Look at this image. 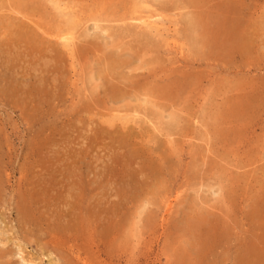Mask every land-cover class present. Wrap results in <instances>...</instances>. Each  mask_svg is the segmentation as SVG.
Returning <instances> with one entry per match:
<instances>
[{
    "label": "rangeland",
    "instance_id": "obj_1",
    "mask_svg": "<svg viewBox=\"0 0 264 264\" xmlns=\"http://www.w3.org/2000/svg\"><path fill=\"white\" fill-rule=\"evenodd\" d=\"M1 1L11 264H264V0Z\"/></svg>",
    "mask_w": 264,
    "mask_h": 264
},
{
    "label": "bare ground",
    "instance_id": "obj_2",
    "mask_svg": "<svg viewBox=\"0 0 264 264\" xmlns=\"http://www.w3.org/2000/svg\"><path fill=\"white\" fill-rule=\"evenodd\" d=\"M0 1H1V0H0ZM2 1H4V0H2ZM2 1H1V2H2ZM5 1H6V0H5ZM11 1H12V0H11ZM11 1H7V2H11ZM22 1H23V0H22ZM26 1H27V0H26ZM39 1H40V0H39ZM41 1H42V0H41ZM41 1L38 2V3H39V4L42 3ZM7 2H6V3H7ZM13 2H14V0H13ZM24 2H25V1H24ZM28 2H29V1H28ZM30 2H31V1H30ZM34 2H35V1H34ZM49 2H50V0H49ZM49 2H48V3H49ZM2 3H4V2H2ZM25 3H26V2H25ZM25 3H24V5H25ZM38 3H37V4H38ZM44 3H45V5H46L47 2L45 1ZM52 3H54V2H52ZM57 3H58V2H57ZM131 3H132V2H131ZM0 4H1V3H0ZM9 4H10V3H9ZM11 4H12V2H11ZM11 4H10V6H11ZM16 4H17V3H16V1H15V5H16ZM27 4H28V3H27ZM32 4H33V3H32ZM54 4H55V3H54ZM5 5L8 6V8L10 9V7H9L8 4H5ZM5 5H4V6H5ZM18 5H19V4H18ZM34 5H35V4H34ZM45 5H44V6H45ZM47 5H48V4H47ZM6 6H5L4 8H6ZM13 6H14V5H13ZM22 6H23V5H22ZM28 6H29V4H28ZM35 6H36V5H35ZM38 6H39V5H38ZM44 6H43V4H42V7H44ZM50 6H51V5H50ZM52 6H53V5H52ZM61 6H62V5H61ZM25 7H26V6H25ZM46 7H47V6H45V9H46V11H47V8H46ZM54 7H55V6H54ZM0 8H2V7L0 6ZM17 8H19V7H17ZM48 8H49V6H48ZM11 9H12V8H11ZM11 9H10V10H11ZM19 9H20V8H19ZM45 9H44V10H45ZM49 9H50V8H49ZM2 10H3V8H2ZM2 10H1V11H2ZM4 10H5V9H4ZM10 10H9V11L6 10L5 13H7V12L10 13V12H11ZM15 10H16V9H15ZM22 10L24 11V8H23ZM37 10H38V9H37ZM50 10H51V9H50ZM54 10H55V9H54ZM56 11H58V10H56ZM3 12H4V11H3ZM3 12H2V13L0 12V13L3 14ZM47 12H48V11H47ZM51 12H52V11H51ZM53 12H55V11H53ZM9 13H7V14H9ZM12 13H13V12H12ZM43 13H44V12H43ZM10 14H11V13H10ZM17 14H18V12H17ZM26 14H28V13H26ZM49 14H50V13H49ZM11 15H12V14H11ZM11 15H10V17H11ZM13 15H14V14H13ZM13 15H12V16H13ZM36 15H37V13H36ZM58 15H59V14H58ZM8 16H9V15H8ZM18 16H19V15H18ZM18 16H17V18H18ZM23 16L25 17V13L23 14ZM31 16H32V15H31ZM61 16H62V15H61ZM61 16H60V18H61L62 20L65 19L64 16H63V18H62ZM1 17H2V16L0 15V18H1ZM4 17H6V16H3L2 18L4 19ZM20 17H21V16H20ZM26 17H27V16H26ZM28 17H29V16H28ZM28 17H27V18H28ZM2 18H1V19H2ZM14 18H15V17H14ZM22 18H23V17H22ZM57 18H58V17H57ZM140 18H141V17H140ZM142 18H143V17H142ZM142 18H141V19H142ZM73 19H74V18H73ZM133 19H134V18H133ZM135 19H136V18H135ZM6 20H7V19H6ZM59 20H60V19H59ZM2 21H3V20H2ZM13 21H15V20L12 19V22H13ZM26 21H28V19H26ZM63 21H64V20H63ZM65 21H66V20H65ZM195 21H196V20H195ZM4 22H5V21H4ZM4 22H3V23H4ZM15 22H17V20H16ZM19 22H20V21H19ZM23 22H25V20H24ZM142 22H143V21H142ZM147 22H148V21H147ZM28 23H29V22H28ZM133 23H134V22H133ZM148 23H149V22H148ZM197 23H198V22H197ZM5 24H6V23H5ZM5 24H4V25H5ZM24 24H26V23H24ZM142 24H143V23H142ZM152 24H153V23H152ZM6 25H7V24H6ZM63 25H64V23H63ZM67 25H68V24H67ZM134 25H136V24H134ZM137 25H138V24H137ZM145 25H146V24H145ZM1 26L4 28L3 25H1ZM1 26H0V27H1ZM138 27H139V26H138ZM13 28H14V27H13ZM130 28H131V27H130ZM4 29H5V28H4ZM4 29H3V30H4ZM9 29H10V28H9ZM3 30H2V31H3ZM128 30H129V28H128ZM133 30H134V29H133ZM133 30H131V31H133ZM0 31H1V30H0ZM31 31H32V29H31ZM16 32H17V31H16ZM129 32H130V31H129ZM147 33H148V32H147ZM15 34H16V33H15ZM36 34H37V33H36ZM36 34H35V36H36ZM144 34H145V33H144ZM144 34H143V35H144ZM148 34H149V33H148ZM5 35H6V34H4V36H5ZM31 35H33V34H30V37H31ZM19 36H20V35H19ZM21 36H22V35H21ZM37 37H38V36H37ZM39 37H40V35H39ZM39 37H38V38H39ZM49 37H51V36H49ZM0 38H1V36H0ZM7 38H9V37H7ZM17 38H19V37H17ZM21 38H23V37H21ZM21 38H19V39H21ZM33 38H34V37H33ZM40 38H41V37H40ZM47 38H48V37H47ZM139 38H140V37H139ZM2 39H5V38H2ZM41 39H42V38H41ZM41 39H39V40H41ZM149 39H151V38H149ZM10 40H12V39L10 38ZM26 40H27V39H26ZM5 41H6V40H5ZM14 41H15V40H14ZM14 41H13L12 43H14ZM19 41H21V40H18L17 42H19ZM139 41H141V40H139ZM149 41H150V40H149ZM149 41H148V42H149ZM1 42H2V41H1ZM7 42H8V40H7ZM15 42H16V41H15ZM40 42H41V41H40ZM46 42H47V41H46ZM51 42H52V41H51ZM143 42H144V41H143ZM2 43H3V42H2ZM5 43H6V42H5ZM9 43H11V42H9ZM23 43H25V42H23ZM6 44H7V43H6ZM26 44H28V43H25V45H26ZM55 44H56V43H55ZM150 44H152V43H150ZM30 45H32V44H30ZM35 45H36V43H35ZM35 45H34V46H35ZM7 46L9 47V45H7ZM12 46H14V45H12ZM36 46H37V45H36ZM1 47H2V46H1ZM8 47H7V48H8ZM18 47H19V45L17 46V49H18ZM20 47H21V46H20ZM28 47H30V46H28ZM32 47H33V46H32ZM37 47H38V46H37ZM4 48H5V46H4ZM11 48H12V47H10V49H11ZM22 48H23V47H22ZM52 48H53V47H52ZM52 48H51V49H52ZM137 48H138V47H137ZM34 49H35V48H34ZM6 50H7V49H6ZM6 50H5V51H6ZM29 50H31V49H29ZM2 51H3V50H2ZM9 51H10V50H9ZM21 51H22V50H21ZM24 51H25V50H23V52H24ZM31 51H32V50H31ZM27 52L29 53L28 50H27ZM27 52H26V54H28ZM52 52H53V51H52ZM5 53H8V51H6ZM56 53H57V52H56ZM2 54H3V52H2ZM29 54H30V53H29ZM54 54H55V53H53V56H56V57H57V55H54ZM24 55H25V52H24ZM58 55H59V54H58ZM51 56H52V55H51ZM0 57H1V56H0ZM52 58H53V57H52ZM57 58H58V57H57ZM7 59H8V58H7ZM7 59L5 58V60H7ZM14 59L16 60V58H14ZM2 61H3V60H2ZM7 61H8V60H7ZM10 61H11V60H10ZM12 61H13V60H12ZM4 62H5V61H4ZM1 63H2V62H1ZM7 63H10V62H7ZM10 64H11V63H10ZM2 65H3V63H2ZM3 66H4V65H3ZM14 66H16V65L14 64ZM0 67H1V66H0ZM10 67H11V66H10ZM2 69H3V68H2ZM5 69H8V68H5V67H4V70H3V71H5ZM11 69H12V68H11ZM14 72H15V71H14ZM4 73H5V72H4ZM104 75H105V74H104ZM15 76H16V75H15ZM10 77H12V76L10 75ZM0 78H1V76H0ZM15 78H16V77H15ZM5 79H6V78H5ZM11 79H12V78H11ZM0 80H2V79H0ZM5 81H8V80L6 79ZM18 81H19V80H18ZM13 82H14V81H13ZM3 83H4V82H3ZM5 83H6V82H5ZM14 83H15V82H14ZM0 84H1V83H0ZM15 84H16V83H15ZM8 85H10V84H8ZM19 85H21V83H19ZM0 86H1V85H0ZM2 87H4V86H2ZM5 87H6V85H5ZM9 87H10V86H9ZM109 87H110V85H109ZM6 88L8 89V87H6ZM11 88H12V86L10 87V89H11ZM17 88H18V87H17ZM21 88H22V87H21ZM23 88H24V87H23ZM29 88H30V87H29ZM7 89H6V90H7ZM14 89H15V88H13V91H14ZM36 89H37V88H36ZM38 89H39V88H38ZM23 90H24V89H23ZM28 90H29V89H28ZM32 90H33V89H32ZM32 90H31V91H32ZM34 90H35V89H34ZM39 90H40V89H39ZM39 90H37V91L39 92ZM4 91H5V90H3V92H4ZM17 91H18V90H17ZM24 91H25V90H24ZM24 91H23V92H24ZM34 92H35V91H34ZM12 93H13V92H12ZM18 93H19V92H18ZM31 93H32V92H31ZM4 94H5V93H4ZM8 94H9V93H8ZM21 94H22V93H21ZM27 94H29V93H27ZM123 94H124V93H123ZM1 95H2V94H1ZM10 95H11V94H10ZM147 95H148V94H147ZM5 96H6V94H5ZM8 96H9V95H8ZM14 96H15V95H14ZM119 96H120V95H119ZM121 96H122V95H121ZM6 97H7V96H6ZM10 97H11V96H10ZM25 97H26V96H25ZM12 98H13V97H12ZM19 98H20V97H19ZM26 98H27V97H26ZM29 98H30V97H29ZM20 99H21V98H20ZM22 99H24V98H22ZM27 99H28V98H27ZM3 100H4V99H3ZM13 100H14V99H13ZM18 100H19V99H18ZM15 101H17V98H16ZM21 101L24 102L25 100H24V101L21 100ZM9 102H10V100H9ZM28 102H29V101H28ZM24 103H27V100H26ZM21 104H22V103H21ZM75 195H76V194H75ZM78 201H80V200H78ZM83 201H84V200H83ZM26 202H27V201H26ZM72 203H73V202H72ZM24 204H25V203H24ZM26 204H28V203H26ZM75 204H76V202H75ZM75 204H73V206H74ZM78 204H79V203H78ZM81 204H82V203H81ZM67 205H68V204H67ZM20 206H21V205H20ZM76 206H77V204H76ZM25 207H26V206H24L23 208H25ZM80 207H81V205H80ZM70 208H72L71 205H70ZM82 208H83V207H82ZM25 209H27V208H25ZM76 209H77V208H76ZM71 210H73V209H71ZM71 210H70V216H71V213H73V212H71ZM86 210H87V209H86ZM20 211H21V210H20ZM26 211H27V210H26ZM74 211H75V209H74ZM23 212H24V211H23ZM21 213H22V212H21ZM77 213H79V212H77ZM81 213H82V212H81ZM97 213H98V212H97ZM103 214H104V213H103ZM29 215H30V214H29ZM65 215H66V214H65ZM74 215H75V214H74ZM68 216H69V215H68ZM72 216H73V214H72ZM72 216H71V217H72ZM79 216H80V215H79ZM97 216H98V215H97ZM77 217H78V216H77ZM90 217H91V216H90ZM21 218H22V217H21ZM27 219H28V218L24 216L23 219H21V220H23L24 223H26L25 220L28 222ZM19 220H20V219H19ZM34 220H35V219H34ZM60 220H61L60 224H62V219H60ZM67 220H68V219H67ZM76 220H77V218H76ZM76 220H75V221H76ZM79 220H80V218H79ZM79 220H77V221H79ZM83 220H85V219H83ZM83 220H82V221H83ZM57 221H58V220H57ZM57 221H55V222L57 223ZM77 221H76V225H77V223H78ZM35 222H36V220H35ZM70 222H71V220H70ZM84 222H85V221H84ZM28 223H29V222H28ZM28 223H27V224H28ZM67 223H68V221H67ZM67 223L64 222V224H67ZM72 223H73V222H72ZM82 223H83V222H82ZM32 224H33V223H32ZM69 224H70V223H69ZM25 225H26V224H25ZM36 225H37V224H36ZM71 225L73 226V224H71ZM78 225H79V224H78ZM78 225H77V226H78ZM82 225H83V224H82ZM26 226H27V225H26ZM48 226H49V225H48ZM54 226H55V225H54ZM64 226H65V225H64ZM64 226H63L62 229L66 228L68 225H67L66 227H64ZM57 227H58V226H57ZM69 227H70V226H69ZM79 227H81V226H79ZM82 227H83V226H82ZM84 227H85V225H84ZM24 228H25V227H24ZM29 228H30V227H29ZM29 228H28V229H29ZM38 228H39V226H38ZM51 228H52V226H51ZM59 228H60V227H59ZM77 229H78V228H77ZM79 229H80V228H79ZM22 230H23V229H22ZM26 230H27V229H26ZM39 230H41V229L39 228ZM54 230H55V229H54ZM59 230H61V229H59ZM80 230H81V229H80ZM83 230H84V228H83ZM83 230H82V231H83ZM30 231H32V230H30ZM50 231H51V230H50ZM52 231H53V229H52ZM66 231H68V230H66ZM69 231H70V230H69ZM25 232H26V231H25ZM101 232H102V231H101ZM21 233H22V232H21ZM21 233H20V234H21ZM55 233H56V232H55ZM62 233H63V232L61 231V234H62ZM68 233H69V232H68ZM72 233H73V229H72ZM75 233H76V232H75ZM82 233H83V232H82ZM27 234H28V232H27ZM27 234H26V235H27ZM31 234H32V233H31ZM33 234H34V233H33ZM48 234H49V233H48ZM57 234H58V232H57ZM2 235H3V234H2ZM44 235H45V234H44ZM44 235H43V236H44ZM63 235H65V233H64ZM69 235H70V234H69ZM74 235H76V234H74ZM21 236H22V235H21ZM40 236H41V235H40ZM45 236H46V235H45ZM45 236H44L43 238H47V237H48V236H47V237H45ZM49 236H51V234H50ZM91 236H92V235H91ZM30 237H32V236H30ZM35 237H36V234H35ZM58 237H59V236H58ZM80 237H81V236H80ZM85 237H86V235H85ZM87 237H89L88 234H87ZM93 237H94V236H93ZM2 238H3V237H2ZM23 238H25V237H23ZM23 238H22V239H23ZM38 238H39V236H38ZM38 238H37V240H38ZM43 238H39V239H43ZM52 238H55V237H52ZM63 238H64V236H63ZM74 238H75V237H74ZM89 238H91V237H89ZM100 238H101V237H100ZM33 239H34V238H33ZM67 239H68V238H67ZM81 239H82V238H80V240H81ZM85 239H86V238H84V240H85ZM94 239H95V237H94ZM0 240H2V239L0 238ZM4 240H5V239H4ZM4 240L0 241V243L2 244V247H0V264H11L13 261H12V259L9 258V256H8V254H9V250H8V249L6 248V246H5V243H6L7 240H6V241H4ZM25 240H26V239H25ZM25 240H24V241H25ZM29 240H31V239L29 238ZM48 240H49V239H48ZM50 240H51V239H50ZM50 240H49V241H50ZM53 240L55 241V239H52V241H53ZM58 240H59V239H58ZM58 240H57V241H58ZM68 240H69V239H68ZM89 240H90V239H89ZM91 240H92V239H91ZM8 241H9V240H8ZM38 241H39V240H38ZM49 241H48V242H49ZM52 241H50V242L52 243ZM54 241H53V243H54ZM85 241L88 242V239H86ZM85 241H84V242H85ZM26 242H27V241H26ZM39 242H40V241H39ZM67 242H69V241H67ZM76 242H77V241H76ZM93 242H94V241H93ZM97 242H98V241H97ZM28 243H30V242L28 241ZM65 243H66V242H65ZM71 243H72V242H71ZM60 244H61V243H60ZM66 244H67V243H66ZM74 244H75V243H74ZM3 245L5 246V248H4ZM16 245H17V244H16ZM18 245H19V243H18ZM21 245H22V244H21ZM50 245H51V244H50ZM58 245H59V244H58ZM63 245H64V243H63ZM75 245H77V243H76ZM98 245H99V243H98ZM53 246H54V244H53ZM59 246H60V245H59ZM78 246H79V245H77V247H78ZM91 246H92V245H91ZM93 246H94V244H93ZM36 247H37V246H36ZM54 247H58V246H54ZM80 247H81V246H80ZM17 248H18V247H17ZM98 248H99V247H98ZM19 249H20V248H19ZM41 249H42V247H41ZM43 249H44V248H43ZM63 249H64V248H63ZM85 249H86V248H85ZM85 249H84V250H85ZM17 250H18V249H17ZM23 250H24V249H23ZM25 250H26V249H25ZM79 250H80V249H79ZM84 250H83V251H84ZM99 250H100V249H99ZM101 250H102V249H101ZM101 250H100V251H101ZM27 251H28V250H27ZM44 251H45V250H44ZM46 251H47V250H46ZM61 251H62V250H61ZM66 251H67V250H66ZM81 251H82V249H81ZM91 251H92V250H91ZM93 251H94V250H93ZM102 251H103V250H102ZM54 252H55V251H54ZM96 252H98V251H96ZM56 253H57V252H56ZM63 253H65V252H63ZM24 254H25V253L22 251V249H21L19 252H15L14 256H15V255H18L19 258H21V261L18 260V261H19L18 264H33V263H34L33 260H34V258H36V256H35V257H34V256H33V257H26ZM27 254H28V256H29V253H27ZM31 254H32V252H31ZM41 254H43V253H41ZM41 254H39V256H40ZM102 254H103V253H102ZM9 255H10V254H9ZM34 255H35V254H34ZM43 255H44V254H43ZM59 256H60V255H59ZM69 256H71V255H69ZM89 256H90V255H89ZM16 257H17V256H16ZM40 257H41V256H40ZM81 257H82V255H81ZM97 257L99 258V256H97ZM17 258H18V257H17ZM37 258H39V257H37ZM69 258H73V257L71 256V257H69ZM83 258H84V257H83ZM91 258H92V257H91ZM95 258H96V257H95ZM2 259H3V261H2ZM62 259H63V258H62ZM85 259L88 260V257H86ZM10 260H11V261H10ZM36 260H37V259H36ZM41 260H42V259H41ZM65 260H66V259H65ZM93 260H94V259H93ZM93 260H92V261H93ZM95 261H96V260H95ZM95 261H94V262H95ZM66 262H67V261H66ZM79 262H80V261H79ZM13 263H14V262H13ZM73 263H74V262H73ZM76 263H78V261H77ZM89 263H90V260H89ZM84 264H85V262H84Z\"/></svg>",
    "mask_w": 264,
    "mask_h": 264
}]
</instances>
